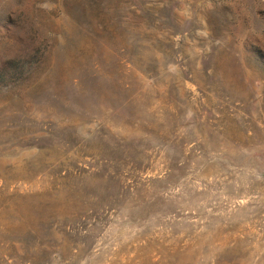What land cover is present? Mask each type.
<instances>
[{"label":"rangeland","instance_id":"374dc122","mask_svg":"<svg viewBox=\"0 0 264 264\" xmlns=\"http://www.w3.org/2000/svg\"><path fill=\"white\" fill-rule=\"evenodd\" d=\"M0 264H264V0H0Z\"/></svg>","mask_w":264,"mask_h":264},{"label":"trees","instance_id":"16d2710c","mask_svg":"<svg viewBox=\"0 0 264 264\" xmlns=\"http://www.w3.org/2000/svg\"><path fill=\"white\" fill-rule=\"evenodd\" d=\"M15 61H9L7 63H5L2 68H1V75L2 76H12L13 75V69L16 67V65L14 64Z\"/></svg>","mask_w":264,"mask_h":264}]
</instances>
